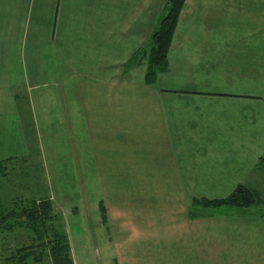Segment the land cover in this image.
I'll return each instance as SVG.
<instances>
[{
  "label": "crops",
  "instance_id": "crops-1",
  "mask_svg": "<svg viewBox=\"0 0 264 264\" xmlns=\"http://www.w3.org/2000/svg\"><path fill=\"white\" fill-rule=\"evenodd\" d=\"M45 1L53 2V11ZM119 1L124 0H107L106 4L116 8ZM139 1H132L133 12L120 15V26L105 25L100 38L101 58L95 67V54L86 53L87 42H74L86 27L81 28L78 22V28H61L63 23L58 19L60 7L65 16L79 21L87 17L76 7H67L65 0H0V160L25 155L28 150L18 91L27 95L31 104L48 176L60 179L64 174L56 165L62 156L80 164L87 161V169H97L103 178H121L120 187L124 182L135 193L138 202L133 205L134 212L123 218L129 238L120 234L114 244L104 242L100 248L104 258L114 264H134L145 254L153 260L158 258L159 264H264V217L252 211L246 214L238 208H222L210 216L180 217V224L178 218L155 216L157 206L149 207L143 196L158 194L165 203V194L191 193V203L197 193L228 194L253 172L264 154V0H228V6L224 5L244 8L249 28H196L195 33L186 28L178 43L174 35L169 69L158 80H170L178 61V76L174 77L178 87L146 84L144 65H140L144 68L142 77L136 75L140 66L124 71L123 63L153 32L145 28L133 31L130 26L129 18L140 17L144 9L148 12L155 0ZM45 9L54 12L46 22ZM110 16H116V11ZM127 42L133 43L132 47L126 49ZM193 69L196 77L189 79ZM52 123L64 124L58 137L69 134L65 130L68 123L74 131L76 124L80 125L84 138L88 124L98 133L90 134L92 142L85 154V140L81 146L75 131L67 141L69 156L58 152L50 161L44 153L47 142L43 133ZM48 134L55 137V133ZM54 137L51 146L61 143ZM77 145L83 154L74 152ZM87 175L95 173L88 171ZM60 182L65 184L63 179ZM52 200L56 202L54 197ZM101 200L107 211L106 224L108 205ZM218 223L225 233L229 227L234 231L237 224L245 226L248 243L236 255L229 238L225 239L228 245L219 246ZM157 224L170 229L159 231ZM70 226L67 232L74 262L84 264L78 259L81 254ZM83 252L91 264V248ZM104 264L112 263L106 260Z\"/></svg>",
  "mask_w": 264,
  "mask_h": 264
},
{
  "label": "rangeland",
  "instance_id": "rangeland-1",
  "mask_svg": "<svg viewBox=\"0 0 264 264\" xmlns=\"http://www.w3.org/2000/svg\"><path fill=\"white\" fill-rule=\"evenodd\" d=\"M132 1L133 0H124L123 2L119 1L116 8H110L111 5L109 6L106 4L107 0L106 1L105 0H92V1L65 0V4L67 7L73 9L74 7H76V11H78L79 13H83L84 15H87V17L82 16L79 21L78 18L74 19L70 16L69 17L65 16L64 13L66 11L60 7L58 13V19L63 23V26L61 28H78L77 27L78 22L81 25V28L86 27L84 29L87 30V32H84L85 30H82L80 32L81 34H79L77 38H75L74 42L76 44L77 43L80 44L81 42H87L86 53L95 54L94 58L97 61H94L92 64L96 67L99 64L101 58L100 38L103 36V32H102L103 28H105V25L107 26V28H117V26H120L118 25V22L120 23V20L122 18L120 15L127 13L129 14L133 12L132 10L133 8L131 6L135 2ZM227 1L228 0H188L185 5V8L182 11L176 29V34H175L176 42L178 43V38L180 36V33L181 34L185 33L186 28H189V30L191 29L193 33H195L196 28H249V26L245 25V19H247V16L245 14L244 8L242 7L240 8V6H232L233 8L225 7L228 6ZM141 2L144 3L142 0L139 1V3ZM165 3L166 0H155L153 2H150V9L148 12L147 10L144 9L140 11L141 13L140 17L138 16L132 18L130 17L129 19L132 22L130 26L133 29V31L139 28H145L146 31L152 32L159 23L160 17L162 16L164 11ZM51 4H53V2L45 1V5H48V9L50 10H52ZM90 4H92L91 8L87 9V5ZM115 11H116V16H110V13ZM120 12H122V14ZM135 12L138 11L134 9V13ZM53 15L54 12L48 13L47 10L45 9L44 12L45 19L43 20H45V22L46 20L49 21L53 17ZM47 17L48 19H46ZM67 24H72V25H70V27H66ZM224 24H228V26ZM210 34L211 32H209V35ZM70 35H72V33H70ZM149 37L150 36H147V40H146L147 42L149 40ZM138 41L140 42L141 40L138 39ZM146 41H144L143 43L146 44L147 43ZM209 41L210 40H208L207 43H209ZM192 44L194 45V41L192 42ZM132 45L133 43L127 42V46H125V48L127 49L128 47H132ZM203 47L209 48V44L206 45L204 44ZM208 50H212V48H209ZM123 51H124L123 53H126L125 49ZM76 52L80 54V49L77 46H76ZM178 59L179 58H177V60ZM178 66H179V62L177 61L173 72L170 73L172 78L170 80L159 79L157 85L159 83L165 87H169V86L178 87L177 84L179 83V81L178 83H175L177 81L174 80V77L178 76ZM195 67L196 66L193 65V68ZM139 68L140 69L136 70L137 72L136 75L138 77H142L144 68L143 66H140ZM187 77L189 79L196 77V74L194 73V69L192 72H189ZM98 78H101V75H99ZM80 87L83 88V86ZM82 97L84 99L83 93H82ZM26 106H27L26 104L22 105L23 110L26 108ZM30 109L32 111L31 104H30ZM50 125H53V123ZM63 125H59L55 123L53 126L48 127L50 129L45 130V133H43V135H45L44 139L48 144V145L47 144L44 145V153L47 154L46 156L50 158V161L56 158V154H58V152H60L61 154L66 153L67 154L66 157L69 156V146L67 145V141L69 140L70 135L75 131L76 132L74 134L76 137H79L78 140L80 141L81 146H83V140H85L84 141L86 147V150L84 152L85 154H87L88 151L87 147L91 141L89 138L90 134L91 136H94V134L98 133L97 128L90 129V126L88 124L86 136L84 138L83 128L80 127V125L76 124L77 130L74 131V129L73 128L71 129L68 123V125L65 126L67 128L65 130H68L69 134H67V136L64 135L63 137H58L61 133L60 131L62 130L59 128L64 127ZM72 126L75 127V125L73 124ZM80 130H81V135L79 136L78 132H80ZM36 131L38 137L40 157L39 154L37 155L35 153V150H33L32 153L29 155L30 157L29 160L27 159L26 161H23L25 163L21 161L20 162L17 161L15 162V164L10 163L11 165L6 166L5 172L1 173L0 171V191L4 204L7 206L11 205L12 199L18 196L19 194L23 193V191L26 189L25 185H23V180H24L23 176L20 174H22L21 172L23 165L29 166L30 160L32 159L34 165L33 168H31V170L29 169L28 171H30V174L31 171H36L35 174H38L39 176L41 175L44 178L43 179L44 183L47 184L51 197L55 198L56 202H54V205L56 209L62 211L64 215V221L66 223L65 224L66 227L68 228V226L71 224L70 228L76 239L75 241L77 243V251H79L78 255L81 254L78 259L81 261L83 260V263L87 264V254H84L83 251L87 250V248H91L93 252L92 257L89 259L91 261V264H104L106 260L114 264V262L111 261L109 258L107 257L104 258L102 253L100 254V248L104 242H106L107 245L114 244L116 241L115 238L121 236L120 234L125 235L123 238H125L128 235L125 233L127 227V223L125 222L126 219L123 218H126V215L128 217H131L129 214L131 213L133 214L134 212L133 205L134 204L136 205V203L138 202L134 200L135 193L129 191L127 189L129 185L125 184L124 182L122 183L123 186L120 187L121 178H116V177L103 178L97 173L98 172L97 169L96 171H91L87 169V161L85 162V164H80L79 161L77 160L71 162L65 158H62V156L58 158L56 165L58 168H60L61 172H64V174H62V176L59 175L60 179H58L57 176L54 177L48 176V171L46 169V162H45L46 159L44 158L45 155L43 156V151L41 149V145L39 142L37 128ZM49 131L50 133H55V137H57V139H60L61 141L60 144L51 146L50 139H52L54 136L51 137L48 134ZM75 139L76 138H74L73 140ZM71 141L72 140H70V142ZM51 148L52 149L55 148L53 151L55 153L52 154ZM74 152L77 154L79 153L83 154V149H80V145H77L76 151ZM88 171L89 173H95V175L92 176L87 175ZM62 179L63 182L65 183L64 185L63 183L61 184L60 182L62 181ZM109 180L111 181V183H109ZM242 182L251 184L254 187H256L264 198V173H262L261 171L250 172L249 175L246 176L245 180H243ZM51 183L52 186L50 185ZM66 188H69L70 191L68 190L67 192H63V190ZM119 188H121L122 191H119L120 190ZM157 195L158 194H153V193L152 194L143 193L144 202L146 204H149V207L157 206L156 209L157 213H155V216H159V218H170V219L178 218V223L181 224L182 222L179 221L180 220L179 218L186 217V215H188L186 206L190 205L189 200L193 194L191 193L170 194V195L165 194L163 196V198L165 199V203L159 197H157ZM195 195L198 196L199 194L197 193ZM201 195H205L207 197L213 198V197L225 196L227 194L223 195V193L221 194L209 193V194H200L199 196ZM102 198L108 205V210H109L108 222L106 224L105 222H102L103 220H101L102 217H101L99 202L100 199ZM222 208L230 209L234 207H222ZM219 209H216L214 211L216 212ZM260 209L261 210L263 209L262 211H264V204H262L261 206H256V205L254 207L252 206L250 212L252 211L257 214L259 213ZM180 224L177 227H181ZM218 226H220L221 229H219L220 227ZM158 227H159L158 228L159 231L170 229L168 225H158ZM213 227L215 229L214 225ZM217 227L218 229H215V231L219 233L218 236L221 239V241L219 242L220 247L221 245L223 247H225L224 245H228L229 242H225V239L229 238L230 242L233 244L231 249L232 250L234 249L233 251H235V255H236L238 253L236 252L238 249L240 250L242 246L244 247L247 245L248 241L244 233L245 231L244 225L241 226L240 224H237L234 231L229 227L228 233L224 232L223 229L224 226L222 224L218 223ZM230 233L231 234L233 233V235L231 236ZM27 236H29L28 231H22L19 229L5 230V231L0 230V264L2 263L1 261H2L3 252L9 253L10 250L9 246H12L13 248L17 245L22 244L24 241L27 240L26 239ZM127 238H129V236H127ZM27 241L29 242V240ZM110 247L111 246H109L108 249ZM217 248L219 247L217 246ZM129 249L130 248H128L127 250L129 251ZM145 255H141L142 257L139 256L138 259H140L141 261L136 262L134 264H159L160 261H157L158 258L156 259L154 258L153 260ZM109 256L110 258L113 256L111 252L109 253Z\"/></svg>",
  "mask_w": 264,
  "mask_h": 264
},
{
  "label": "trees",
  "instance_id": "trees-1",
  "mask_svg": "<svg viewBox=\"0 0 264 264\" xmlns=\"http://www.w3.org/2000/svg\"><path fill=\"white\" fill-rule=\"evenodd\" d=\"M185 2L186 0H166L163 14L148 42L139 46L123 63L125 72L132 67L145 65V83L157 85L159 75L169 69V49ZM16 98L20 104L28 150L25 155L1 159V173L5 172L10 163L29 160L33 150L40 157L37 131L28 96L17 91ZM23 104L27 105L26 110H23ZM33 165L32 159L29 166L23 165L20 175L23 176L26 189L12 199L11 205L4 204L0 191V230L19 229L28 231L29 234L26 238L29 242L26 240L13 247L14 249L9 246V253L3 252L1 264H75L64 215L56 209L44 178L35 174L36 171H31V174L28 171ZM253 171L264 173V154L259 157ZM262 204L264 198L260 191L251 184L240 182L225 196H194L188 208V216L195 218L214 215V210L222 207L238 208L247 214L252 206ZM99 206L101 217L106 222L107 211L102 200ZM262 210L257 214L264 217Z\"/></svg>",
  "mask_w": 264,
  "mask_h": 264
}]
</instances>
